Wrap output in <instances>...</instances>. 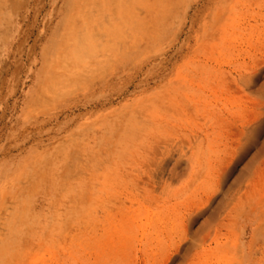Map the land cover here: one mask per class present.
Segmentation results:
<instances>
[{
    "label": "rangeland",
    "instance_id": "obj_1",
    "mask_svg": "<svg viewBox=\"0 0 264 264\" xmlns=\"http://www.w3.org/2000/svg\"><path fill=\"white\" fill-rule=\"evenodd\" d=\"M0 264H264V0H0Z\"/></svg>",
    "mask_w": 264,
    "mask_h": 264
}]
</instances>
